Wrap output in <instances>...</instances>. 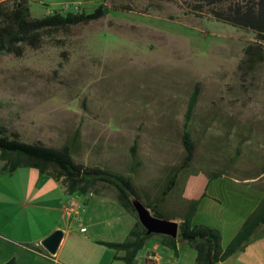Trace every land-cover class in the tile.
Here are the masks:
<instances>
[{
	"label": "rangeland",
	"instance_id": "374dc122",
	"mask_svg": "<svg viewBox=\"0 0 264 264\" xmlns=\"http://www.w3.org/2000/svg\"><path fill=\"white\" fill-rule=\"evenodd\" d=\"M28 1L34 19L54 11L89 14L105 2ZM193 3L137 0L130 12L110 9L99 21L45 38L37 49L24 47L21 57L0 54V127L55 150L69 146L78 130L74 163L131 175L138 197L150 204L183 162L184 114L197 89L193 158L177 179H219L195 222L207 220L226 242L244 222L238 219L250 194H262L264 47L207 9L194 12ZM33 171L0 173V179H32ZM228 179L259 180L250 187ZM180 205L170 196L161 211L172 216Z\"/></svg>",
	"mask_w": 264,
	"mask_h": 264
},
{
	"label": "trees",
	"instance_id": "16d2710c",
	"mask_svg": "<svg viewBox=\"0 0 264 264\" xmlns=\"http://www.w3.org/2000/svg\"><path fill=\"white\" fill-rule=\"evenodd\" d=\"M137 0H105L92 13H84L81 9L76 13L52 12L41 19H34L29 12L28 0H5L0 2V54H11L21 57L24 47L37 49L45 38L59 32H66L73 26H87L99 21L112 9L115 12H130ZM153 1V0H151ZM166 1V0H160ZM194 12L207 9L208 13L218 22L250 32L254 43L264 47V0H193ZM251 48L245 52L249 54ZM197 89L189 99L184 114L182 145L185 152L182 164L174 171L166 185L153 203L146 204L138 197L131 175L123 176L98 167H84L74 163L71 146L76 140L75 132L72 143L61 150L48 148L43 144L25 143L19 140L16 133L7 134L0 127V173L14 174L20 168H32L40 175H46L61 184L67 195L104 196L103 191L114 192L115 199L125 212L134 220L125 240L119 243H101L116 252L114 258L125 264H134L138 252L152 238L157 237L161 245L176 251L179 243H184L196 252L194 264H217L241 252L253 240L264 235V187L263 197L256 208L249 214L242 225L229 241L221 246V234L218 230L206 225H192L202 198L191 200L183 213L168 216L161 211L168 194L174 188L178 175L190 164L193 158L194 145L189 127L191 125ZM137 140L131 146V156L136 157ZM264 176V166L262 168ZM215 178V177H214ZM101 185V187H100ZM206 188V187H205ZM140 203L150 211L156 219L178 221L176 237L154 234L145 229L138 219L135 203ZM5 264H14L9 261Z\"/></svg>",
	"mask_w": 264,
	"mask_h": 264
},
{
	"label": "crops",
	"instance_id": "0c3cea01",
	"mask_svg": "<svg viewBox=\"0 0 264 264\" xmlns=\"http://www.w3.org/2000/svg\"><path fill=\"white\" fill-rule=\"evenodd\" d=\"M29 175L32 179H0V208L3 209V214L0 213V264L9 261H14V264H125L114 258V250L101 244L123 242L134 223L133 218L121 208L114 193L100 197L80 193L67 195L60 183L40 175L37 170ZM217 180L177 179L167 198L171 196L181 204L182 210L178 213H183L191 200L205 192L201 205L208 196V189ZM228 180L233 184L250 186L259 179ZM263 182L262 186L256 184L262 191L257 199L256 195L250 194L245 203V213L238 219L240 222L245 221L261 201ZM76 213L85 228L83 233L73 223ZM195 216L192 225L210 227L205 219L196 223ZM71 224L72 227L69 226ZM241 225L226 242L220 232L223 248ZM56 230H62L63 237L52 255L41 243ZM195 258L196 252L190 246L179 243L173 251L154 237L138 252L134 264H194ZM217 264H264V235L250 242L243 251Z\"/></svg>",
	"mask_w": 264,
	"mask_h": 264
},
{
	"label": "water",
	"instance_id": "95a60500",
	"mask_svg": "<svg viewBox=\"0 0 264 264\" xmlns=\"http://www.w3.org/2000/svg\"><path fill=\"white\" fill-rule=\"evenodd\" d=\"M138 219L141 225L147 229L149 232L154 234L167 235L170 237H176L178 233V224L172 221H166L161 219H156L152 217L149 210L144 208L140 203H135ZM63 237L62 230L54 231L49 237H47L41 244L43 248L49 254H55L57 248Z\"/></svg>",
	"mask_w": 264,
	"mask_h": 264
},
{
	"label": "built area",
	"instance_id": "2783aa9c",
	"mask_svg": "<svg viewBox=\"0 0 264 264\" xmlns=\"http://www.w3.org/2000/svg\"><path fill=\"white\" fill-rule=\"evenodd\" d=\"M75 222H73V223H75L78 227H79V231L81 232V233H83V232H85V228L84 227H82V224L80 223V220H79V218H78V213H76L75 214Z\"/></svg>",
	"mask_w": 264,
	"mask_h": 264
}]
</instances>
